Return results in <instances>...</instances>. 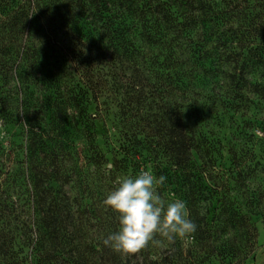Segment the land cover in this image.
Here are the masks:
<instances>
[{"label": "trees", "instance_id": "16d2710c", "mask_svg": "<svg viewBox=\"0 0 264 264\" xmlns=\"http://www.w3.org/2000/svg\"><path fill=\"white\" fill-rule=\"evenodd\" d=\"M222 2L224 8L219 0H0V131L19 126L34 163L38 147L46 153L35 168L42 171L31 175L34 212L26 221L23 243L32 264H180L178 257L154 259L149 254L134 262L105 245L92 248L91 254L100 260H91L86 250L76 255L67 250L76 245L83 214L96 204L84 168L100 171L97 180L102 181L105 172L111 175L120 168V161L110 164L100 137L108 143L104 132L111 101L125 86L135 92L139 87L157 88L167 73L171 107L149 136L163 140L171 157V180L186 182L200 146L187 115L202 61L217 58L227 65L230 70L222 74L230 83L250 82L253 64L246 51L261 57L264 50L233 36L254 33L264 39V0ZM240 17L251 18V26L232 29L229 37V30L220 33ZM128 73L131 84L125 82ZM147 94L141 93L145 100ZM73 135L87 144L82 157L72 156ZM47 156L51 163H46ZM69 164L75 166L72 173ZM72 183L84 187L75 198L67 190ZM189 215L197 238L203 239L205 217L196 205ZM113 226L107 237L118 230L119 222ZM13 252L5 241L0 244L1 255L12 254L8 264H21Z\"/></svg>", "mask_w": 264, "mask_h": 264}, {"label": "rangeland", "instance_id": "374dc122", "mask_svg": "<svg viewBox=\"0 0 264 264\" xmlns=\"http://www.w3.org/2000/svg\"><path fill=\"white\" fill-rule=\"evenodd\" d=\"M219 1L224 8L226 4ZM250 13L256 12L251 10ZM250 22L251 18H234L220 33L229 30V37L232 29H246L251 26ZM256 37L254 33H246L233 39L247 40L254 49L261 45L264 50V39ZM250 52L247 50L246 55L252 60L253 70L247 85L233 84L224 78L222 73L230 68L221 65L217 58L201 63L204 69L199 68L193 81L187 115L189 127L196 133L200 146L193 153L186 182L171 180L170 154L163 147L160 135L149 136L156 121L166 117L164 113L171 107L167 73H164V81L157 82V88L139 87L135 92L125 86L120 96L111 101L104 132L109 140L105 144L100 137V143L110 164L120 161V168L111 175L105 172L103 181L97 180L102 174L100 171L89 166L84 168L83 174L93 183L92 203L96 204L83 214L84 226L76 245L68 248V255L86 250L91 260H100L91 254L92 248L101 249L107 234L114 229L113 223L119 222L118 214L105 207L103 201L123 177L149 170L157 178L166 177L158 188L166 203L182 200L189 219L191 205L198 207L200 215L205 217V236L199 239L194 232L168 241L157 235L155 239L159 243L150 242L140 252L125 255L126 259L135 262L149 254L154 259L178 257L180 264H264V53L260 57ZM127 75L125 82L131 84V74ZM142 92L148 93V100ZM74 136L72 156L82 157L87 144ZM27 141L17 125L0 131V244L5 241L6 248L14 251V259L21 264H32L29 249L23 243L26 221L34 212L30 199L31 175L42 171L35 168L46 158L44 150L38 147V159L34 163ZM46 160L47 164L51 163V156ZM81 161L85 165L83 159ZM74 167L69 164L71 173ZM67 190L75 198L84 192V187L72 183ZM93 208L102 212L97 213ZM15 254H18L16 258ZM11 256L0 254V264L13 261ZM33 262L38 264L37 260Z\"/></svg>", "mask_w": 264, "mask_h": 264}, {"label": "clouds", "instance_id": "9594fccd", "mask_svg": "<svg viewBox=\"0 0 264 264\" xmlns=\"http://www.w3.org/2000/svg\"><path fill=\"white\" fill-rule=\"evenodd\" d=\"M166 177L157 178L151 171L123 177L103 201L105 207L118 214L119 228L104 239L103 244L123 255L135 254L156 236L172 241L196 231L189 219L185 203L176 199L166 203L158 192Z\"/></svg>", "mask_w": 264, "mask_h": 264}]
</instances>
